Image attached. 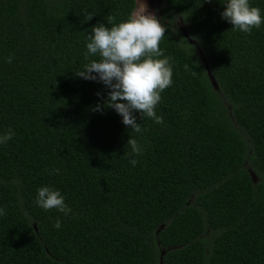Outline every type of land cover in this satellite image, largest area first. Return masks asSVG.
I'll list each match as a JSON object with an SVG mask.
<instances>
[{
    "label": "trees",
    "instance_id": "1",
    "mask_svg": "<svg viewBox=\"0 0 264 264\" xmlns=\"http://www.w3.org/2000/svg\"><path fill=\"white\" fill-rule=\"evenodd\" d=\"M224 3L160 0L173 83L163 124L133 112L138 134L75 74L99 59L92 28L135 0H0V135L15 133L0 144V264H264V22L235 30ZM249 4L264 20V0ZM42 186L71 212L38 207Z\"/></svg>",
    "mask_w": 264,
    "mask_h": 264
},
{
    "label": "clouds",
    "instance_id": "2",
    "mask_svg": "<svg viewBox=\"0 0 264 264\" xmlns=\"http://www.w3.org/2000/svg\"><path fill=\"white\" fill-rule=\"evenodd\" d=\"M136 2L137 7L122 22L116 24V17L109 16L107 23L112 25L110 28L105 24L92 28L85 56H98L99 59L92 60L75 74L85 80H99L107 86L110 89L107 103L97 105L95 110L101 111L105 106L113 108L122 116V123L131 126V130L139 134L143 129L136 123L133 112L138 111L142 117L163 124V117L155 109L161 101L160 94L173 81L170 58L163 56L159 46L165 36V27L154 13L149 12L145 0ZM224 4L226 6L221 12V18L229 21L235 30L250 34L264 22L261 10L250 6L249 0H225ZM7 62H12L11 56ZM14 135V131L8 129L0 135V144H7ZM127 144L133 156L142 155L143 149L135 138H129ZM130 163L135 167L138 161L133 158ZM52 171L59 174V169ZM35 203L43 210L55 208L65 215L71 212L59 190L49 186L38 188ZM4 214L5 210L0 208V215ZM54 227L61 228L59 219Z\"/></svg>",
    "mask_w": 264,
    "mask_h": 264
},
{
    "label": "rangeland",
    "instance_id": "3",
    "mask_svg": "<svg viewBox=\"0 0 264 264\" xmlns=\"http://www.w3.org/2000/svg\"><path fill=\"white\" fill-rule=\"evenodd\" d=\"M145 3L147 4L148 6V10L149 12H152L155 14L156 18L159 20L160 22V19H159V11L157 9L159 3H160V0H145ZM135 7H137V2L135 0ZM134 7V8H135ZM134 10V9H133ZM173 27L176 28L177 30H180L182 33H184V28H183V25L181 23V20L179 17H177L175 19V22L173 23ZM187 40L189 42H192L191 38L187 37ZM195 51L197 52V54L201 57L200 53H199V49L197 47H195ZM202 58V57H201ZM204 66H205V63H204ZM209 80L211 82V84L213 85V81L212 79L209 77ZM214 86V85H213ZM247 170L250 174V177L253 181H255L257 179L255 173L249 168L247 167Z\"/></svg>",
    "mask_w": 264,
    "mask_h": 264
},
{
    "label": "water",
    "instance_id": "4",
    "mask_svg": "<svg viewBox=\"0 0 264 264\" xmlns=\"http://www.w3.org/2000/svg\"><path fill=\"white\" fill-rule=\"evenodd\" d=\"M205 69H207L206 64H205ZM207 74H208V77H210V78L212 79V77H211V75L209 74L208 70H207ZM212 81H213V85L215 86V83H214V80H213V79H212ZM213 85H212V86H213Z\"/></svg>",
    "mask_w": 264,
    "mask_h": 264
}]
</instances>
